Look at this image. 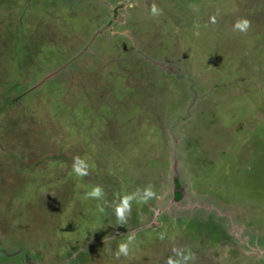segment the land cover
Segmentation results:
<instances>
[{
    "label": "rangeland",
    "instance_id": "374dc122",
    "mask_svg": "<svg viewBox=\"0 0 264 264\" xmlns=\"http://www.w3.org/2000/svg\"><path fill=\"white\" fill-rule=\"evenodd\" d=\"M169 260L264 264V0H0V264Z\"/></svg>",
    "mask_w": 264,
    "mask_h": 264
},
{
    "label": "clouds",
    "instance_id": "9594fccd",
    "mask_svg": "<svg viewBox=\"0 0 264 264\" xmlns=\"http://www.w3.org/2000/svg\"><path fill=\"white\" fill-rule=\"evenodd\" d=\"M157 8L155 5H153L152 7V12L154 14L157 13ZM214 22V21H213ZM250 22L247 19H242L236 22V24L234 25V29L235 30H239L242 32H246L248 30V28L250 27ZM88 165L85 164L84 160H82L80 157H74V163L72 165V170L73 172L76 174V176L78 177H83L88 175ZM89 195L92 196H98L100 195V188L99 187H93L92 191L89 193ZM155 195V193L151 190L148 189L145 192V200H147V198L153 197ZM128 208V201L127 199H125L122 203V205L118 208V215H123L125 209ZM120 251L127 254V248L126 245H121L120 246ZM169 264H179L178 261H172L169 260Z\"/></svg>",
    "mask_w": 264,
    "mask_h": 264
},
{
    "label": "flooded vegetation",
    "instance_id": "af4514ba",
    "mask_svg": "<svg viewBox=\"0 0 264 264\" xmlns=\"http://www.w3.org/2000/svg\"><path fill=\"white\" fill-rule=\"evenodd\" d=\"M173 196H175V195H173Z\"/></svg>",
    "mask_w": 264,
    "mask_h": 264
}]
</instances>
